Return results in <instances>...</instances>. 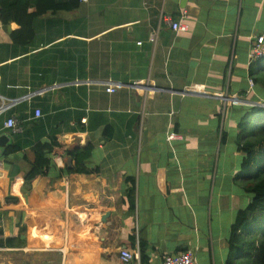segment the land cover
Wrapping results in <instances>:
<instances>
[{
	"label": "crops",
	"instance_id": "0c3cea01",
	"mask_svg": "<svg viewBox=\"0 0 264 264\" xmlns=\"http://www.w3.org/2000/svg\"><path fill=\"white\" fill-rule=\"evenodd\" d=\"M166 15L187 30L173 32ZM32 27V42L18 45L9 32L19 26L0 24V135L10 137L0 148V264L16 252L24 264H122L119 249L139 242L144 264L182 251L226 264L250 201L234 179L236 127L264 103L249 72L264 0H87ZM115 83L123 87L107 93ZM192 88L208 96L178 93ZM8 118L21 132L4 127ZM39 142L52 146L55 170L26 183ZM88 145L89 172L63 174L68 150Z\"/></svg>",
	"mask_w": 264,
	"mask_h": 264
},
{
	"label": "trees",
	"instance_id": "16d2710c",
	"mask_svg": "<svg viewBox=\"0 0 264 264\" xmlns=\"http://www.w3.org/2000/svg\"><path fill=\"white\" fill-rule=\"evenodd\" d=\"M79 3L80 0H0V24L3 27L11 23L17 24L19 29L10 31L9 37L15 44L26 45L34 38L32 24L38 17L73 11L78 8ZM249 72L251 76H257L254 81L264 84L263 59L252 62ZM236 129L238 132L236 146L238 151L243 153V158L234 179L250 195V201L237 211L231 226L226 264H264V107L252 106L243 110ZM15 150V146H10L5 150L4 155H9ZM33 153L34 161L30 170L24 175L26 183L49 175L55 170L51 160L50 144L37 143L33 147ZM90 154V145L68 152L74 160V166L65 167L62 173L87 174L89 170L84 161L90 157ZM131 194L132 192L129 191L128 196L130 197ZM10 200L12 199L6 198L5 202ZM13 241L14 238H8L5 243L13 245ZM146 247L145 243L139 242L141 264L147 261Z\"/></svg>",
	"mask_w": 264,
	"mask_h": 264
},
{
	"label": "built area",
	"instance_id": "2783aa9c",
	"mask_svg": "<svg viewBox=\"0 0 264 264\" xmlns=\"http://www.w3.org/2000/svg\"><path fill=\"white\" fill-rule=\"evenodd\" d=\"M87 0H80V2H86ZM163 20L169 24L171 30L175 33L178 32H185L187 30V26L183 23H181L179 20H174L172 16L166 15L163 17ZM150 40H154V36H150ZM140 45L141 43H137ZM264 60V31L257 35L255 38H253V41L251 43L250 53H249V60L254 62L256 60ZM123 87L120 83H115L110 86H108L105 91L107 93H114L117 89H121ZM130 87L134 88L135 90L139 91L141 88L147 89V86L144 84H132ZM148 90V89H147ZM151 93V91L147 92V94ZM179 94H189V95H195V96H208L207 93L204 90H200L198 88H192L190 90H184L183 93L178 92ZM224 100L228 98H223ZM259 106L264 105L257 104ZM6 107L4 104L0 106V113L4 112L6 110ZM40 112L39 110L34 111V118H39ZM4 127L6 129L11 130L13 133L21 132V128L14 118H8L4 122ZM175 134H168L166 140L167 141H173L175 140ZM139 256V248L136 246L135 250H130L125 247H121L119 249V259L122 264H129L133 262L134 259H137ZM160 264H196L195 258L190 251H182L178 252L173 255H167L164 256L160 262Z\"/></svg>",
	"mask_w": 264,
	"mask_h": 264
},
{
	"label": "rangeland",
	"instance_id": "374dc122",
	"mask_svg": "<svg viewBox=\"0 0 264 264\" xmlns=\"http://www.w3.org/2000/svg\"><path fill=\"white\" fill-rule=\"evenodd\" d=\"M258 106L259 105L256 104V107H258ZM27 255L28 254H23L21 252L20 253L16 252L14 255H11V257H10V259L12 261V264H24L23 263V262H25L24 258L28 257ZM45 258L44 257L43 258L42 257L41 258L37 257V258L31 260V258L29 257L27 259L31 260L28 264H40V263H42V260L45 259ZM52 259L54 260V262H57L58 258L57 257H52Z\"/></svg>",
	"mask_w": 264,
	"mask_h": 264
},
{
	"label": "water",
	"instance_id": "95a60500",
	"mask_svg": "<svg viewBox=\"0 0 264 264\" xmlns=\"http://www.w3.org/2000/svg\"><path fill=\"white\" fill-rule=\"evenodd\" d=\"M180 92L183 93V91H180ZM262 107H264V105H262ZM9 142H10V137L7 134H1L0 135V148H2L5 145L9 144ZM68 151H71V149H69ZM71 162H72V158L69 155H67L65 157V159L63 160L64 166L67 167V168H71L72 167Z\"/></svg>",
	"mask_w": 264,
	"mask_h": 264
}]
</instances>
